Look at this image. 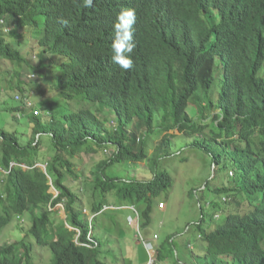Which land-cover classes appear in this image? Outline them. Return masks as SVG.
<instances>
[{"label":"trees","instance_id":"16d2710c","mask_svg":"<svg viewBox=\"0 0 264 264\" xmlns=\"http://www.w3.org/2000/svg\"><path fill=\"white\" fill-rule=\"evenodd\" d=\"M121 9L135 13L128 71L109 58ZM28 37L32 52H21ZM0 59L15 68L4 73L6 90L14 91L15 80L12 99L28 95L22 65L58 98L82 99L59 121L51 104L41 105L38 116L23 102L8 108L31 128L24 138L27 131L0 127V232L16 219L29 224L18 221L19 239L0 243V264H108L94 222L127 210L149 226L172 186L159 163L172 153L173 129L194 138L189 146L205 152L219 172L226 167L219 186H204L210 207L218 202L222 211L209 229L196 225L201 247L199 254L188 250L192 261L264 264V0H93L90 8L83 0H0ZM161 134L148 158L144 138ZM101 150L109 154L82 179L85 202L67 183L82 177L73 160ZM145 160L146 179L109 171ZM58 204L64 219L52 217ZM174 236L152 247L157 264L176 258ZM35 251H47L48 262H34Z\"/></svg>","mask_w":264,"mask_h":264},{"label":"rangeland","instance_id":"374dc122","mask_svg":"<svg viewBox=\"0 0 264 264\" xmlns=\"http://www.w3.org/2000/svg\"><path fill=\"white\" fill-rule=\"evenodd\" d=\"M31 42L32 38L28 37V40L24 42V46L20 49L21 52H32L31 48L33 46ZM21 71L24 72L22 74H25L20 77L23 80L21 87L26 90L28 95L21 96L16 94L13 95L14 99H12V94L16 89L15 80L11 82V87H13L14 91L6 90L5 82L8 81L10 75L14 74L15 68L0 59V91L3 89L0 93V127L7 130L17 129L21 133L27 131L28 134H24L22 137L29 138L31 125L27 122L25 115L19 117L18 114H15L17 120H14V114L8 111L9 107L20 106L25 97H29L37 109H40L43 104L53 105V111L58 121L61 119L63 112L78 111L80 109L82 105L80 96L72 101L62 100L54 95V91H50V86L45 85L47 83L35 81L37 80L36 76H31V73L24 65H22ZM6 72H9L10 75L4 80V73ZM260 75L264 77V64L260 70ZM33 78L35 80H32ZM214 90L216 94V81ZM38 93L44 94L45 98L38 95ZM187 111L191 117L195 116L196 110L193 108L189 107ZM110 123H114L113 119ZM169 133L174 135L170 139V151L172 153L168 157L161 159L159 169L166 168L172 178V186L165 198H161L162 201L157 203L158 209H154L152 212L149 226L144 228L141 225V221L135 222L134 216L127 210L119 211L116 214L115 212H106V214L98 216L94 222V233L96 236L102 237L104 244L102 259L108 264H148L150 258L154 260L152 247L163 241L171 233L175 234L173 247L177 256L164 264H173L174 261L175 264H196L197 261H192L188 251L191 249L196 253L200 251L201 244L196 225L202 222L205 229H209L210 223L216 225L218 222V216L222 211L220 204L216 202L213 207H210L211 197L208 187L204 189V186L209 184L212 188L219 186L222 176L224 177V173H226V167L223 166V169L219 172L218 166L210 161L205 152L189 146L190 142L194 140L191 136L179 133L174 129L170 130ZM162 135H149L144 138L146 141L144 147L148 158L155 152ZM108 151L101 150L94 154H81L73 160L76 171L81 173L82 177L78 181H74L72 177H69L67 183L85 202L87 197L84 194V189L81 188L84 182L82 179H87L92 168L109 154ZM148 162V160L140 162L129 161L120 166L114 165L109 171L124 179H146L151 176ZM42 168H44L43 165ZM227 174L232 176L229 171ZM50 191L54 193L52 189ZM212 198L214 202L218 201L217 197ZM162 202L164 203L163 208L159 206ZM55 211L57 213L52 215V217L55 219L65 218L63 207L56 205ZM84 212L90 219L91 213L89 209L85 207ZM212 212H215L216 216L210 222V214ZM113 214H115L117 219L116 224L109 218V215ZM18 221L25 227L29 224V220L26 217L14 220L0 232V243H8L19 239V228L16 226ZM183 242L187 246H184ZM35 254L37 257L33 259L34 262L41 263L43 259L48 262L49 254L47 251L41 253L42 255L35 251Z\"/></svg>","mask_w":264,"mask_h":264},{"label":"clouds","instance_id":"9594fccd","mask_svg":"<svg viewBox=\"0 0 264 264\" xmlns=\"http://www.w3.org/2000/svg\"><path fill=\"white\" fill-rule=\"evenodd\" d=\"M93 0H83V6L90 8ZM66 23L67 21H62ZM135 13L130 9H121L112 23L111 45L109 58L111 63L117 65L122 71L131 70L134 66L132 53L135 49L133 40V25Z\"/></svg>","mask_w":264,"mask_h":264},{"label":"built area","instance_id":"2783aa9c","mask_svg":"<svg viewBox=\"0 0 264 264\" xmlns=\"http://www.w3.org/2000/svg\"><path fill=\"white\" fill-rule=\"evenodd\" d=\"M22 102H23V105L25 106V107H27V108H29V107H33L34 105H33V103H32V101L29 99V97H25L23 100H22ZM33 114L34 115H36V116H38V115H42V112H41V110H39V109H34L33 110ZM12 165H14V163H11V166ZM24 168H27L26 166H23ZM53 191H54V195H56L57 194V192L54 190V188H51ZM59 206H61V207H63L62 206V204H58ZM159 206L161 207V208H163V206H164V203L162 202V203H160L159 204ZM131 209H133L134 210V208H131ZM135 211V210H134ZM136 213V212H135ZM136 215H137V213H136ZM199 237V236H198ZM148 244V243H147ZM149 246V245H148ZM190 246V245H189ZM149 248H151V247H149ZM148 264H157L156 263V261H154V260H152V258H150V261L148 262Z\"/></svg>","mask_w":264,"mask_h":264},{"label":"water","instance_id":"95a60500","mask_svg":"<svg viewBox=\"0 0 264 264\" xmlns=\"http://www.w3.org/2000/svg\"><path fill=\"white\" fill-rule=\"evenodd\" d=\"M37 166H42V165H40V164H37Z\"/></svg>","mask_w":264,"mask_h":264}]
</instances>
